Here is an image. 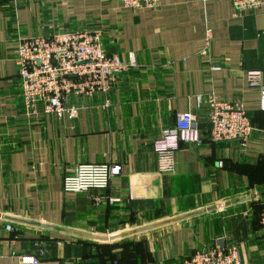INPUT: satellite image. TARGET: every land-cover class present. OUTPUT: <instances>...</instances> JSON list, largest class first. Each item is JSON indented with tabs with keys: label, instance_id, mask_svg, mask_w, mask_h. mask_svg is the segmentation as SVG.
Here are the masks:
<instances>
[{
	"label": "crops",
	"instance_id": "1",
	"mask_svg": "<svg viewBox=\"0 0 264 264\" xmlns=\"http://www.w3.org/2000/svg\"><path fill=\"white\" fill-rule=\"evenodd\" d=\"M160 3L133 11L117 0H22L17 8L0 0V264H183L214 243L235 247L244 264H264V111L248 84L258 73L264 87V8L234 17L231 0ZM95 29L109 56L135 66L105 95L69 96L76 119L25 116L18 41ZM210 95L243 106L254 127L245 144L209 141ZM177 113L196 116L203 143L180 145L175 172L161 175L153 142ZM78 164L119 165L121 175L105 191L65 194L62 180ZM245 197L134 235L156 233L127 261L114 252L104 259L89 244L98 241L4 219L112 236Z\"/></svg>",
	"mask_w": 264,
	"mask_h": 264
},
{
	"label": "built area",
	"instance_id": "2",
	"mask_svg": "<svg viewBox=\"0 0 264 264\" xmlns=\"http://www.w3.org/2000/svg\"><path fill=\"white\" fill-rule=\"evenodd\" d=\"M22 0H10L17 8ZM133 11L156 10L161 0H117ZM234 17L264 8V0H231ZM101 29L58 31L49 37L21 39L16 47L18 79L25 116H51L55 119H76L78 109L67 104L69 96L91 97L105 95L117 78L133 61L122 63L109 56L104 47ZM211 35L206 31L202 56L208 55ZM220 67H210L219 71ZM248 84L259 90V109L264 111V87L259 74H248ZM210 124L208 139L211 143L239 141L245 144L254 127L240 103L222 101L210 95L206 100ZM199 124L191 113H177L173 126L162 131L153 142L157 168L161 175L175 172L174 154L180 145H202ZM219 165H221L219 163ZM121 166L110 164H78L71 175L62 180L65 194H80L91 190L105 191L112 178L121 175ZM102 199H97L100 202ZM264 239V211L259 217ZM11 231V226H5ZM34 259L22 258L21 264H36ZM183 264H244L235 247L214 243L195 251Z\"/></svg>",
	"mask_w": 264,
	"mask_h": 264
},
{
	"label": "water",
	"instance_id": "3",
	"mask_svg": "<svg viewBox=\"0 0 264 264\" xmlns=\"http://www.w3.org/2000/svg\"><path fill=\"white\" fill-rule=\"evenodd\" d=\"M251 199L250 197H245V198H241V199H237V200H233L231 202H227L224 204H220V205H216V206H212V207H208V208H204L201 210H197L188 214H184L181 216H177V217H173L170 218L168 220L162 221V222H157V223H153L147 226H143L140 227L138 229L135 230H131L125 233H121V234H117V235H112V236H99V235H93V234H88V233H83V232H76V231H70V230H66V229H60V228H55V227H51V226H46V225H42L39 223H35V222H30L27 220H21V219H17V218H7L4 217L5 220L9 221V222H14V223H18V224H24V225H29V226H35V227H41V228H45L48 230H52V231H58V232H63V233H67V234H71L73 236H77V237H81V238H87V239H92L98 242H112L115 240H119V239H123L129 236H134L140 232H144V231H148V230H152L155 228H159V227H163L169 224H173V223H177L180 221H184V220H188L191 218H194L196 216L214 211V210H218L220 208H224V207H228L230 205H235L244 201H247Z\"/></svg>",
	"mask_w": 264,
	"mask_h": 264
},
{
	"label": "rangeland",
	"instance_id": "4",
	"mask_svg": "<svg viewBox=\"0 0 264 264\" xmlns=\"http://www.w3.org/2000/svg\"><path fill=\"white\" fill-rule=\"evenodd\" d=\"M155 234L156 233H143L138 236H133L124 240H118L111 243L99 242L98 244L97 243H89V244H93L92 246L95 247L97 253L102 252L100 256H103L104 259L108 258V254L114 252L115 254H120L119 256L120 259L127 261L125 257L129 255V251H134L137 245L141 244L142 241L145 242V240H147L146 237H155ZM99 235L105 237L108 236L109 234H106L105 232V233H100Z\"/></svg>",
	"mask_w": 264,
	"mask_h": 264
},
{
	"label": "trees",
	"instance_id": "5",
	"mask_svg": "<svg viewBox=\"0 0 264 264\" xmlns=\"http://www.w3.org/2000/svg\"><path fill=\"white\" fill-rule=\"evenodd\" d=\"M251 122V121H250Z\"/></svg>",
	"mask_w": 264,
	"mask_h": 264
}]
</instances>
